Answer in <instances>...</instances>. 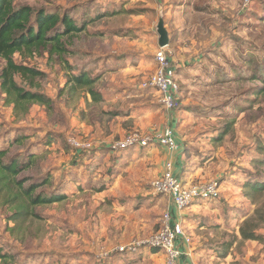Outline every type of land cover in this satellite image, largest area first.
Wrapping results in <instances>:
<instances>
[{"label":"rangeland","instance_id":"rangeland-1","mask_svg":"<svg viewBox=\"0 0 264 264\" xmlns=\"http://www.w3.org/2000/svg\"><path fill=\"white\" fill-rule=\"evenodd\" d=\"M16 5L66 12L87 28L65 39L68 66L47 55L15 57L44 73L31 83L16 81L46 95L52 109L34 105L17 113L0 88L5 163H27L18 179L25 187L38 184L36 195L66 197L30 208L15 225V202L0 190V247L13 264H166L164 254L144 242L158 233L164 213H173L170 199L154 189L167 162L174 175L183 168L186 184L221 188L218 200L195 202L180 214L193 264H264V193L249 198L244 189L247 181H264V0ZM161 19L170 38L163 50L179 85L174 114L150 86ZM4 67L0 60V75ZM81 74L95 80L101 101L87 89L70 91L68 78ZM168 126L179 141L176 153L156 144L113 149L130 134L146 137ZM242 228L257 229L263 241H244Z\"/></svg>","mask_w":264,"mask_h":264},{"label":"trees","instance_id":"trees-1","mask_svg":"<svg viewBox=\"0 0 264 264\" xmlns=\"http://www.w3.org/2000/svg\"><path fill=\"white\" fill-rule=\"evenodd\" d=\"M86 28V22L79 25L66 12L61 15L58 12L36 10L26 5L17 7L16 0H0V60L5 62L0 75V88L17 113L25 115L34 105L52 109L53 102L46 95L27 91L17 83L16 78L31 83L34 79L45 75L38 69L17 63L16 55L22 57L47 55L49 58H57L68 66L69 63L65 58L70 51L66 46V40L81 34ZM262 80L264 84V75ZM68 83L71 86L70 91L87 89L94 102L102 100L93 88L95 80L87 75H71ZM259 149L261 154H264V148L259 147ZM8 152V150L0 151V190H5L9 194V202H15L14 206L17 208L10 219L15 225H19L22 217L31 214L28 212L30 208L32 210L36 207L48 206L66 198L65 196L36 195L38 184L25 187L26 181L19 180L18 177L28 170L27 163H20L15 159L5 163ZM262 164L264 165V162ZM45 182L48 183V181ZM244 189L247 197L253 198L264 193V181H247ZM259 219L263 222L264 215L259 214ZM240 233L244 241H263V235H259L257 229L242 228ZM13 263L14 257L5 253L0 247V264Z\"/></svg>","mask_w":264,"mask_h":264},{"label":"built area","instance_id":"built-area-1","mask_svg":"<svg viewBox=\"0 0 264 264\" xmlns=\"http://www.w3.org/2000/svg\"><path fill=\"white\" fill-rule=\"evenodd\" d=\"M163 49L156 54V70L150 80V86L160 95V100L165 109L174 114L179 107V85L176 80V70ZM77 148L89 149L90 144L74 143ZM156 144L167 149L170 153H176L180 149L177 135L172 126L165 127L161 132L142 137L138 134H130L122 141L116 142L114 150H123L133 146L146 147ZM164 173L154 183L157 193L170 199L178 214L165 212L162 217V226L157 234L153 235L144 244L151 249L159 250L166 258V264H179L178 260L183 255L177 247L178 239L190 245L191 241L184 232L181 223V213L198 201H215L220 198V185L217 182L200 183L197 185L186 184L182 178L173 173V163L167 162ZM133 248V247H132ZM134 249V248H133ZM136 249V248H135ZM122 252L125 248L120 249Z\"/></svg>","mask_w":264,"mask_h":264},{"label":"crops","instance_id":"crops-1","mask_svg":"<svg viewBox=\"0 0 264 264\" xmlns=\"http://www.w3.org/2000/svg\"><path fill=\"white\" fill-rule=\"evenodd\" d=\"M178 143H179V141H178ZM180 159H178V160L182 164V162L180 161ZM178 169H179L178 171H180V172L178 173V171H177L176 174H175V176L181 178L184 175V170H183V168H178ZM163 171H164V169H163ZM173 213L175 215H177L175 209H173ZM177 247L180 250V252L183 254L181 256V258L178 260V263L179 264H193V260L191 258V255H192L191 249L189 248L188 245H186V244L183 243L182 239H178V241H177Z\"/></svg>","mask_w":264,"mask_h":264},{"label":"water","instance_id":"water-1","mask_svg":"<svg viewBox=\"0 0 264 264\" xmlns=\"http://www.w3.org/2000/svg\"><path fill=\"white\" fill-rule=\"evenodd\" d=\"M157 33L159 35V47L161 49L168 47L170 44V38L163 19H161L157 25Z\"/></svg>","mask_w":264,"mask_h":264}]
</instances>
